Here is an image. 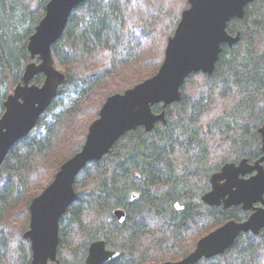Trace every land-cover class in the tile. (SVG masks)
<instances>
[{"label":"trees","instance_id":"obj_1","mask_svg":"<svg viewBox=\"0 0 264 264\" xmlns=\"http://www.w3.org/2000/svg\"><path fill=\"white\" fill-rule=\"evenodd\" d=\"M49 1L0 0V119L32 62L29 41ZM188 2L86 0L72 12L52 48L66 81L0 168V264H31L24 235L33 199L82 149L106 100L159 71ZM228 32L240 34L239 43L223 46L212 75L186 79L166 124L127 133L77 176V198L60 221L62 264H86L96 241L121 254L109 264L179 261L210 232L250 216L242 207H210L203 196L223 165L264 154V0L248 4ZM44 80L40 74L33 82ZM153 110L162 112V105ZM117 210L125 212L124 223ZM198 264H264V230L240 235L225 253Z\"/></svg>","mask_w":264,"mask_h":264},{"label":"water","instance_id":"obj_2","mask_svg":"<svg viewBox=\"0 0 264 264\" xmlns=\"http://www.w3.org/2000/svg\"><path fill=\"white\" fill-rule=\"evenodd\" d=\"M86 0H50L45 15L29 41L32 62L26 67L23 81L5 102L0 119V168L10 150L27 137L52 105L66 75L55 66L52 48L60 40L72 12ZM256 0H189V8L170 37L163 64L151 78L124 93L110 96L99 118L89 127L82 149L62 164L51 184L30 205V228L24 237L31 242V264H62L58 258L60 221L75 202V182L90 163L110 153L127 133L138 128L152 132L158 123L166 124V110L181 101L182 87L194 73L212 75L224 45L240 41L228 32L233 19L245 16L248 4ZM44 75L42 85L33 81ZM162 105V112L153 108ZM264 142V127L260 129ZM211 190L203 196L210 207L228 210L242 207L252 212L244 221H229L201 238L195 250L179 261L146 264H198L225 253L242 234L258 235L264 230V156L253 164L248 159L226 163L211 178ZM182 211L183 207L176 205ZM124 223L125 212L117 210ZM120 253L110 251L105 241L92 243L86 264H109Z\"/></svg>","mask_w":264,"mask_h":264},{"label":"flooded vegetation","instance_id":"obj_3","mask_svg":"<svg viewBox=\"0 0 264 264\" xmlns=\"http://www.w3.org/2000/svg\"><path fill=\"white\" fill-rule=\"evenodd\" d=\"M263 127H264V125H263ZM263 127H262V128H263ZM262 128H261V129H262ZM260 134H261V133H260ZM261 136H262V134H261ZM262 139H263V136H262ZM263 144H264V142H263ZM263 156H264V154H263L261 157H263ZM244 159H245V158H244ZM246 159H247V158H246ZM248 160H249V159H248ZM249 161H250V160H249ZM256 161H257V160H256ZM256 161H255V162H256ZM230 163H231V162H230ZM234 163H235V162H234ZM250 163L253 164L254 162H251V161H250Z\"/></svg>","mask_w":264,"mask_h":264},{"label":"bare ground","instance_id":"obj_4","mask_svg":"<svg viewBox=\"0 0 264 264\" xmlns=\"http://www.w3.org/2000/svg\"><path fill=\"white\" fill-rule=\"evenodd\" d=\"M182 207V206H181ZM243 209V208H242ZM123 211V210H122ZM125 216H126V214H125Z\"/></svg>","mask_w":264,"mask_h":264}]
</instances>
